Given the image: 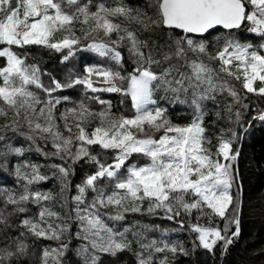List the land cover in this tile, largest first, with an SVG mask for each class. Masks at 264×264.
Segmentation results:
<instances>
[{
    "label": "snow or ice",
    "instance_id": "1",
    "mask_svg": "<svg viewBox=\"0 0 264 264\" xmlns=\"http://www.w3.org/2000/svg\"><path fill=\"white\" fill-rule=\"evenodd\" d=\"M90 3L91 0L85 4H81L80 0H0V58H6V66L0 67V80H2L0 101L9 108L27 107L38 117L45 116V108L37 109L36 107L41 104L40 99L28 90L29 85H35L37 88L43 87L40 83L38 69L33 65H26L27 53L13 51L12 46L24 48L30 45H40L57 52L68 49V54L64 56L66 61L73 55V46L79 44L78 39L71 35L72 25L77 21L83 25L91 22L93 27L85 35L92 36L93 32H102L108 39L89 44L88 50L111 59L117 68L88 67L85 69L86 76L72 80L67 86L84 84L92 92L121 93L124 97L131 98L135 115L131 118L121 116L119 121H113L111 128L96 127L90 135L80 124L76 125L79 130L76 137L79 147L72 156L73 161L86 158L87 162L98 166L95 173L87 175L83 183L77 186L80 195L74 198L78 205L76 215L82 225L78 236L88 240L93 249L113 257L129 250L131 245L125 238V233L116 232L107 227L100 219L99 208L114 206L123 208L124 212H140L141 205L137 202L147 200L149 214H155L156 210L160 209L165 212L168 220L179 217L182 211L190 214L193 210L201 214L197 217L198 221L206 215L209 225L212 223L213 216L224 219L226 223L222 230L204 226L198 222L189 226L192 232L198 234L197 239L202 248L211 252L218 242L223 241V248L226 250L228 245L233 243L232 238L239 235L237 215L240 210L239 196L238 194L233 196L230 192L234 180L238 179L233 176L232 162L237 159L239 152L233 153L231 141L221 140L216 156L223 157L225 162L222 163L219 159L212 158L210 151L204 147L207 137L204 136L206 130L202 126L203 114L200 112L199 101L205 99L207 93L215 91L217 87L221 91L227 90L236 103L240 102V97L235 88L226 81L217 85L213 70L200 59V56L207 54L210 59L218 60L221 65L220 70L241 81L243 89L247 92L264 95V54L254 50L251 45L240 44L229 39L212 56L208 53L206 43L203 40L195 41L191 34L203 36L216 26H222L224 29H238L247 21L251 25L250 32L264 36V0H158L157 18L148 17L147 20H145V14L139 10L136 15H133V10L122 4L110 8L100 3L96 5L95 11H91ZM119 17L143 25L145 30L152 26H162L170 30H180L184 35L175 40L174 46L172 44L159 46L161 59H156L147 41L140 40L136 33L123 23L115 22L114 18ZM62 30H67L69 35L54 42L55 33ZM114 33L117 38L112 40ZM95 39L93 37L94 41ZM125 41L129 45L128 51L135 64L127 76L117 70L123 66V57L117 49ZM165 47L168 48L167 51L164 50ZM145 48H149L147 53L143 50ZM261 48L264 49V45H261ZM174 58L183 59L191 68L192 75L185 77L183 73H179L180 79L169 80L168 76L176 70L175 65L162 68L160 73L153 71V64L159 66ZM233 68L236 72L232 71ZM93 76L101 77L102 80L98 82L107 86L94 87V81L91 79ZM185 79L189 82L187 86L184 85ZM117 81L121 83L118 84ZM257 81L262 86L254 87ZM123 82L127 83L126 87ZM53 84L55 85L53 89H45L49 95L52 91L66 86L55 80ZM205 85L206 87L201 91L202 86ZM160 87H165L166 91L176 94L187 93L191 90L192 102L198 113L191 124L173 125L166 118L164 109L149 107L156 104L152 98L154 88ZM47 103L48 114L45 117L48 121L47 126L36 122L35 130L49 133L54 137L53 146L57 149L56 154L61 151L67 153L70 151L72 139L63 137L59 131H53L51 113L55 104L51 101ZM55 103H60V100L57 99ZM108 107H111L110 103ZM80 109L82 115L91 114L84 105H80ZM228 111H232L231 105L228 106ZM107 114L108 112L104 111L99 113V116L103 119ZM0 115L6 116L7 110L0 107ZM16 115L19 116V111ZM236 116L239 119L240 113L237 112ZM24 118L29 121L30 125L33 123L27 115ZM258 118L264 121V114ZM5 127L14 128L15 125H5ZM146 128L155 131L163 130L164 134L157 140L146 131ZM68 131L71 132V128H68ZM57 140L62 143H55ZM89 145H99L103 150H116V155L113 157L114 162L112 164L101 163L98 156L89 151L87 147ZM10 150L16 153L21 151L19 148ZM134 153L148 157L150 163L143 167L136 165L129 167L127 175L121 178L119 170L125 165L128 157ZM22 167L25 166H17L16 176L27 182L24 185V193L19 196V199L8 194L5 200V205L17 206L14 211L18 213L27 211L21 206L23 204L29 202L39 204L40 201L51 199L49 194L29 190V185L46 179L40 175L38 167L30 166L31 175L23 173ZM59 171L64 176L68 175V170L63 167H60ZM102 178L115 181L111 194L97 187V181ZM88 189L95 192L96 196L90 205L81 209L79 205L84 203L83 197ZM188 195L194 198L191 202L186 199ZM126 201L131 203L130 207L125 206ZM230 209L233 213L231 219L228 217ZM58 215L49 208L42 207L38 213V220L36 218L24 219L22 226L38 238L62 241L67 226L54 225L46 220V217H58ZM111 219L122 220L124 215L117 212ZM4 222L3 210L0 209V223ZM42 223H47L48 227H41ZM230 223L236 224V231L228 235ZM181 226L183 227V222ZM127 231L128 229H125V232ZM116 236L120 239H115ZM67 247V244H61L62 249L66 250ZM141 248L149 252V255L145 257L142 253H137V264H153L150 250L155 252L168 250L173 253L177 250L185 251L182 246L178 249L167 243L160 247L155 240L149 244H141ZM24 249L25 246L21 243L17 246L16 252L22 254ZM79 251L87 253L88 248L85 246ZM52 253L64 255L63 251L57 249H52ZM13 255L14 253L10 251L0 249V261L11 258ZM50 255L49 250L45 249L43 264H47V258ZM96 259L93 256V264ZM159 264H165V261L162 260Z\"/></svg>",
    "mask_w": 264,
    "mask_h": 264
},
{
    "label": "trees",
    "instance_id": "2",
    "mask_svg": "<svg viewBox=\"0 0 264 264\" xmlns=\"http://www.w3.org/2000/svg\"><path fill=\"white\" fill-rule=\"evenodd\" d=\"M80 3H89V0H80ZM100 3L110 8L122 4L132 9L133 15H136L139 10L145 14V20L148 17L156 19L158 16V0H91L90 10L95 11L96 5ZM114 20L134 31L140 40L147 41L156 59H161L159 46L167 44L174 46L175 40L184 35L182 31L165 29L162 26H152L145 30L143 25L126 21L122 17L114 18ZM92 27L91 22L88 25H83L77 21L72 25L71 35L78 39L79 44L73 46V55L66 61L64 56L68 54L67 49L57 52L40 45H30L24 48L12 46L13 51L27 53L26 65H33L38 69L40 83L43 87L37 88L35 85H29L28 90L35 93L40 99L41 104L36 107L37 109L45 108V116L38 117L27 107L9 108L8 105L0 101V107L7 110L6 116L0 115V137H3L0 139V209L3 210L5 219L4 223H0V249L14 253L11 258L0 261V264H43L45 249L51 253L47 258V264H57V261L59 264H93V256L97 258L95 264H137V253H142L145 257L149 255V252L141 248V244H149L153 240L157 241L160 247L167 243L178 249L182 246L185 250L184 252L177 250L176 253L168 250L163 252L150 250L153 264H159L162 260L165 261V264H264V121L258 118L264 114V95L247 92L243 89L241 81L222 72L220 62L210 59L207 54L200 56V59L213 70L217 85L226 81L235 88L240 97V102L236 103L227 90L221 91L217 87L215 91L208 92L205 99L199 101L200 112L203 114L202 126L206 130L204 136L207 137L204 147L210 151L212 158L218 159L216 156L218 145L221 140L228 137L232 141L233 153L239 152L234 163V177H238V179L234 180L233 187L230 189L233 196H237V194L239 196L240 210L237 214L239 235L232 238L233 243L228 245L226 250L223 248V241H220L210 252L199 246L198 234L192 232L189 225L198 222L201 225L222 230L226 223L224 219L213 216L212 223L209 225L206 215L198 221L197 217L201 214L193 210L190 214L182 211L179 217L168 220L165 212L160 209H157L155 214H149L147 212L148 201L145 200L137 202L141 205L140 212H124L123 208L114 206L99 208L100 219L107 227L116 232L125 233V238L131 245L129 250L113 257L93 249L88 240L72 237L73 234H78L82 227L81 224H76L75 220L78 205L74 198L80 195L77 186L83 183L87 175L95 173L98 167L94 163L87 162L86 158L73 161L72 156L79 147V142L76 140L79 130L76 125L80 124L90 135L96 127L111 128L113 121H119L121 116L127 117L134 114L130 98L124 97L121 93L92 92L84 84L67 86L72 80L86 76L85 69L88 67L117 68L115 63L107 57H101L87 49L79 50L89 43L108 39L102 32H93L92 36H86L85 33L90 32ZM250 27V23L246 21L236 31L214 30L202 37L192 35L191 37L198 42L203 40L208 47V53L212 56L229 39L240 44L251 45L254 50L264 54V49L261 48V45H264V36L250 32ZM66 33L69 32L67 30L56 32L54 42L62 39ZM93 37L96 38L95 41ZM116 38L114 33L111 39L115 40ZM110 46L115 47L111 44ZM128 47L129 45L125 41L117 49L123 57V66L117 70L124 76H127L135 67ZM185 47H187L186 44ZM149 48L143 49L144 52L147 53ZM164 50L167 51L168 48L165 47ZM189 56L192 57V54L189 53ZM171 65H175L176 70H173L168 76L169 80L180 79L179 73H183L185 77L192 75L191 68L183 59L174 58L159 66L153 64L152 69L156 73H160L162 68ZM4 66H6V58H0V67ZM232 71L236 72V69L233 68ZM91 79L94 81V87L107 86L98 82L102 80L101 77L93 76ZM53 80L66 86L52 91L49 95L45 89L55 87ZM117 83L121 82L117 81ZM188 83V80L185 79L184 85L187 86ZM0 85H2V80H0ZM123 85L126 87L127 83L123 82ZM260 86L262 85L259 81L254 85L257 88ZM204 87L206 85L202 86L201 91ZM152 98L156 104L149 107L164 109L166 118L173 125L187 126L198 114L196 106L192 102L191 90L187 93L176 94L166 91L165 87L154 88ZM57 99L60 100L58 104L55 103ZM48 101L55 104L51 113L53 131H59L63 137L72 139L70 151L67 153L61 151L56 154L57 149L53 146L54 137L49 133L35 130L36 122L47 126L48 121L45 117L48 114ZM99 101L108 103L101 104ZM109 103L110 108L108 107ZM80 105H84L91 114L82 115ZM229 105L232 106L231 112L228 111ZM72 109L75 111H69ZM17 111H19V116L16 115ZM104 111H107L108 114L102 119L99 113ZM237 112L240 113L239 119L236 116ZM25 115L32 119L31 125L24 118ZM5 125H15V127L6 128ZM68 128H71V132L68 131ZM146 131L154 139L164 133L163 130L155 131L147 128ZM55 143H62V141L57 140ZM87 147L93 155L98 156L101 163L112 164L114 162L113 157L116 155V150H103L99 145ZM16 148L21 149L20 153L10 150ZM145 159L146 156L134 153L128 157L125 165L139 164ZM31 165H36L40 175L46 179L29 185V190L49 194L51 199L40 201L39 204L31 202L23 204L21 206L25 207L27 211L18 213L14 211L17 206L5 205V200L8 194L19 199V196L24 193V185L27 182L17 178L16 169L17 166H25L21 168V171L31 175ZM125 165L119 170L121 178L126 175ZM60 167L68 170L67 176L59 171ZM114 184L115 181L108 178L97 181V187L104 189L107 194H111L114 190ZM95 196L96 193L88 189L83 197L84 203L79 207L83 209L90 205ZM125 206L130 207L131 203L126 201ZM42 207H47L59 214L58 217H46V220L54 225L67 226V231L63 234L62 239L63 244L68 245L66 250L59 247L57 240L38 238L24 231L19 225V222L24 219L36 218L38 220V213ZM117 212L123 213L124 219H111ZM232 216L233 213L230 209L229 219ZM181 222H183V227ZM42 225L44 228L48 227L47 223H42ZM125 229L128 231L125 232ZM234 231H236V224L230 223L227 234L231 235ZM115 239L119 240L120 237L116 236ZM76 240L78 242L74 243ZM21 243L25 246L22 254L16 252L17 246ZM85 246L88 248V252L81 253L79 250ZM52 249L63 251L64 255L52 253Z\"/></svg>",
    "mask_w": 264,
    "mask_h": 264
},
{
    "label": "rangeland",
    "instance_id": "3",
    "mask_svg": "<svg viewBox=\"0 0 264 264\" xmlns=\"http://www.w3.org/2000/svg\"><path fill=\"white\" fill-rule=\"evenodd\" d=\"M233 34V33H232ZM65 35H69V33H66ZM98 43V42H97ZM89 44H92V43H89ZM88 44V45H89ZM88 45H86L84 48L83 47H81L79 50L81 51V50H84V49H87L88 50ZM68 50V49H67ZM91 51V50H90ZM91 52H93V53H95L94 51H91ZM97 54V53H96ZM130 98V97H129ZM130 102H131V105H132V101H131V98H130ZM135 115V109H134V114H132V115H130V116H127L128 118H131V117H133ZM164 133H162V134H160V136L161 135H163ZM160 136H158V138H157V140L159 139V137ZM224 140H227V141H231V138L230 137H228V138H225ZM232 142V141H231ZM235 143V142H234ZM218 159L223 163V162H225L224 160H223V157H218ZM150 163V159L148 158V157H146V159L144 160V161H142V162H140L139 164H134V163H131V164H127V165H125V169H126V175H127V172H128V168L129 167H131V166H133V165H136V166H139V167H143V166H145V165H147V164H149ZM234 163H235V161L234 162H232V172H233V176H234ZM125 175V176H126ZM187 200H189L190 202L194 199L191 195H188L187 196V198H186ZM207 212H210V210H206ZM32 219V218H31ZM75 220H76V224H81V222L77 219V217L75 218ZM20 224V226L22 227V229L24 230V231H26L27 233H29V234H31L32 235V233L31 232H29L26 228H24L23 226H22V222H19ZM41 227H44V225H42L41 224ZM72 237L73 238H75V239H78L79 238V236H78V234L77 233H75V234H73L72 235ZM59 242V247H61V244L63 243V240L62 241H58ZM78 241L76 240V241H74V243H77Z\"/></svg>",
    "mask_w": 264,
    "mask_h": 264
},
{
    "label": "water",
    "instance_id": "4",
    "mask_svg": "<svg viewBox=\"0 0 264 264\" xmlns=\"http://www.w3.org/2000/svg\"><path fill=\"white\" fill-rule=\"evenodd\" d=\"M242 26H243V24H242ZM241 26V27H242ZM240 27V28H241ZM164 28V27H163ZM240 28H238V29H224L222 26H216L214 29H212V30H210L209 32H211V31H214V30H222V31H236V30H239ZM165 29H167V28H165ZM178 31H180V30H178ZM208 32V33H209ZM207 33H205L204 35H206ZM192 36H195V37H202V36H200V35H196V34H191ZM203 35V36H204Z\"/></svg>",
    "mask_w": 264,
    "mask_h": 264
}]
</instances>
